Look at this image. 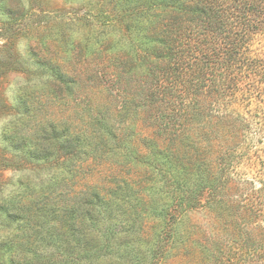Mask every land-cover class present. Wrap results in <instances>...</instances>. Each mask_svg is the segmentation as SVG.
<instances>
[{
    "label": "trees",
    "instance_id": "obj_1",
    "mask_svg": "<svg viewBox=\"0 0 264 264\" xmlns=\"http://www.w3.org/2000/svg\"><path fill=\"white\" fill-rule=\"evenodd\" d=\"M87 3L84 37L62 20L47 36L68 75L32 54L44 101L16 103L31 134L1 137L23 173L0 183L18 253L169 264L199 248V263L264 264V0ZM196 212L219 239L198 241Z\"/></svg>",
    "mask_w": 264,
    "mask_h": 264
},
{
    "label": "rangeland",
    "instance_id": "obj_2",
    "mask_svg": "<svg viewBox=\"0 0 264 264\" xmlns=\"http://www.w3.org/2000/svg\"><path fill=\"white\" fill-rule=\"evenodd\" d=\"M87 4H89L87 0H0L1 184H4L6 181L16 183V181L23 176L21 171H18L14 167H10L13 163L8 165L2 163V158H5L6 161L10 160L12 153L10 151L11 145L3 141L1 137L5 133L9 136L15 135L17 132L15 128H20V134L23 136L30 135V129L35 122L30 121L33 116L32 114H28L27 112L23 116L20 115V111L18 113L16 110V103H18L17 100L21 97V92L25 91V94L22 96L27 97L25 101L27 105L31 104V101L35 104L44 101L41 94V90L44 88L43 80L41 77H34L33 73L35 68L41 67V65L32 62V60L35 59L32 54H36V58L38 59L50 55L55 62L61 66L62 71H64L63 73L68 75V73L65 72V67L62 65L64 60L61 55H63V53L58 50L57 41H52L51 38L47 40V36L49 32L52 34L58 31L56 30L59 26L57 23L62 20L65 26L61 25V27H63V31H66L71 38L84 37L86 29L82 28V24L80 25V22L77 20L85 11L90 9L88 8L90 5ZM92 25L99 27L100 22L92 20ZM33 97H35L34 101L31 100ZM21 99L23 101V98ZM20 109H22V107ZM18 114L22 116L20 120L23 121L14 126L18 120ZM38 123L41 126L43 124L40 120ZM50 147V151L54 153L51 160H55L54 158L57 157L58 151H56L51 144ZM28 176H30V174ZM8 189L9 188H6V193H2L5 190L4 186L0 188V202L5 198L3 196L7 194ZM1 206L2 204L0 203V264H32L29 260L34 259L35 256L33 254H28L27 252L25 254L18 253V242L20 241L18 227L9 222L10 220L8 219L10 218L6 215V210L8 209L1 208ZM189 219L192 225H197L202 229L206 228L209 223L208 216L205 212H196V214L190 215ZM215 226H213V228L208 226V229L204 230L203 234L198 236V241H202L201 243L203 244L214 236H217L219 239V235L222 234L219 229H222L223 225ZM212 230L215 231L211 235ZM198 250L200 249L197 248L193 256H190V258L195 256L193 259L198 258L197 260L189 259L184 263L181 262L184 259L182 256L179 257V255H175L173 257L174 260L169 261L171 262L169 264H205L198 262L199 260H205V257H202ZM33 252L37 254L41 264H51L52 261L56 263L54 251L47 249L42 244H36ZM48 259L49 262H46Z\"/></svg>",
    "mask_w": 264,
    "mask_h": 264
}]
</instances>
